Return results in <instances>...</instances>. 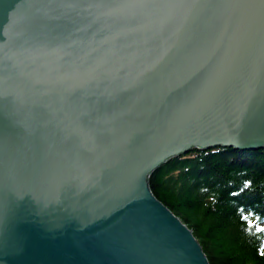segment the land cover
<instances>
[{
    "label": "water",
    "instance_id": "95a60500",
    "mask_svg": "<svg viewBox=\"0 0 264 264\" xmlns=\"http://www.w3.org/2000/svg\"><path fill=\"white\" fill-rule=\"evenodd\" d=\"M264 149V0H0V264H208L148 179Z\"/></svg>",
    "mask_w": 264,
    "mask_h": 264
},
{
    "label": "trees",
    "instance_id": "16d2710c",
    "mask_svg": "<svg viewBox=\"0 0 264 264\" xmlns=\"http://www.w3.org/2000/svg\"><path fill=\"white\" fill-rule=\"evenodd\" d=\"M148 186L208 264H264V149H194L157 168Z\"/></svg>",
    "mask_w": 264,
    "mask_h": 264
}]
</instances>
